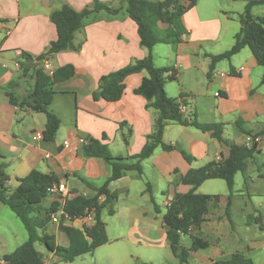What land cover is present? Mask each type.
Returning a JSON list of instances; mask_svg holds the SVG:
<instances>
[{"label":"crops","instance_id":"1","mask_svg":"<svg viewBox=\"0 0 264 264\" xmlns=\"http://www.w3.org/2000/svg\"><path fill=\"white\" fill-rule=\"evenodd\" d=\"M96 1L121 11L117 15L100 12L87 19L75 35L77 49L58 53L46 62L52 71L66 65L75 67V75L70 80L50 88L55 94L51 110L61 120V128L55 141L47 142L43 139L46 115L11 105L6 88L21 75L20 64L25 62V54L36 58L57 40V28L50 19L54 11L64 5L83 11ZM125 1L0 0V164L8 163L6 174L11 189L19 186V180L38 170L55 174L59 183L66 185L68 200L78 195L91 198L96 191L85 182L93 188L102 187L111 176V167L100 158L83 155L82 145L87 139L102 140L106 136L103 143L114 156L120 157H134L144 148L158 116L154 109L147 108L145 98L135 94L146 73L127 77L124 94L117 102L97 101L93 97L102 77L149 55L148 49L140 44L137 24L126 13ZM249 1L252 0H197L195 7L183 16L187 30L183 42L165 45L163 49L158 45L152 52L157 67H168L172 70L170 73H175L176 81L167 83L166 92L175 99L184 95L185 116L196 114L202 124L223 125L225 140L237 145L246 144L249 136L239 129V122L250 134L264 131V67H260L252 52L245 48L232 59L218 63L210 72V56L233 47L241 29L240 16ZM252 13L257 18L258 14L264 17L256 7ZM32 67L29 77L14 91L17 97L23 98L32 90L35 83ZM164 141L174 146V150L157 149L143 162L142 174L127 172L108 186L118 195L117 203L122 202L110 216L117 219L113 227L116 242L128 240L136 245L145 241L148 246L164 247L168 243L166 212H162L160 206L166 211L177 194L192 190L182 182L190 170L219 162L230 154V147L211 133L178 124L166 128ZM259 150L255 159L248 162L247 171L235 178L232 206L236 199L244 200L250 212L242 210L246 222L240 224L247 233L253 234L259 227L260 235H253L254 239L244 237L241 240L244 250L233 253H227L219 239L213 241L203 235L201 238L213 249L209 256L203 255L207 264L227 261L235 253L244 254L255 264H264V214L261 212L264 210V142ZM256 178L261 180V187ZM216 181L205 182L197 193L207 194L204 187L223 190ZM217 195H229L227 184L225 192ZM52 203L53 200L48 206L42 203L40 209L49 208ZM210 214L206 225L212 222L213 212ZM230 215L232 217V212ZM103 222L109 235L110 223ZM48 232L56 237L58 244L68 245L65 235L52 222ZM200 232L201 229L192 234L199 236Z\"/></svg>","mask_w":264,"mask_h":264},{"label":"trees","instance_id":"2","mask_svg":"<svg viewBox=\"0 0 264 264\" xmlns=\"http://www.w3.org/2000/svg\"><path fill=\"white\" fill-rule=\"evenodd\" d=\"M197 0H126L125 10L128 16L137 24L140 44L148 49L149 55L129 66L110 73L101 78L98 89L94 92V99H103L107 102L119 101L125 91L124 81L127 77L146 73L141 85L135 90V94L142 96L147 101V108L157 112V119L153 132L147 137L142 151L134 157L114 156L109 147L102 140L87 139L82 145V153L86 157L100 158L111 167V176L100 188H93L96 195L88 198L78 195L66 201L64 212L74 222L84 218L88 213H93L95 222L87 226L84 231L74 226L59 227L61 233L68 240L67 246L57 243L56 237L49 234L48 226L51 216L58 210V204L52 203L49 208L40 209L42 203L48 198V188L59 183L55 174H44L38 170L32 171L27 177L19 180L17 188L8 186L9 178L6 174L8 163L0 164V202L8 207L24 224L29 238L16 251L5 255L6 264H45L44 256L36 248L37 243L44 245L50 253L56 255L64 263H72L77 258L91 254L98 248L109 243L106 225L102 220L103 211L106 209L110 216L115 214V206L119 200L115 192L108 188L113 181L120 180L127 172H143V162L149 159L157 149L165 152L174 150V146L166 144L164 134L170 124H178L192 127L204 133H211L218 141L230 147V154L226 159L210 163L202 168L192 169L184 176L182 182L192 187L186 194L179 193L167 207L164 215V223L167 226V242L174 256L181 264L189 263L191 253L207 250L210 243L205 239L193 235L192 232L200 230L208 221L212 206H218L223 200L226 202V215L231 220L230 210L233 201L235 178L239 173H245L248 162L255 159L259 153V145L254 144L250 148L244 145L229 143L224 138L223 125L202 124L196 114L186 117L180 112V105L184 104V95L179 99L171 98L166 92L168 82L176 81V75H169L172 71L168 67H157L155 64L153 49L158 45H178L183 42L187 30L183 24V16L195 5ZM264 5V0H252L247 3L245 12L240 16L241 29L235 37L233 47L219 55L210 56L212 65L215 66L226 60L232 59L243 49L248 48L255 57L257 64L264 67V17H255L252 13L257 6ZM121 9L111 8L106 4L96 1L90 8L76 11L68 5L50 15L51 21L57 28L58 38L52 42L47 51L33 58L24 55L25 62L20 64L21 75L12 81L6 88V95L11 105L25 109L27 112L42 113L47 117L43 139L53 142L61 128V120L51 110L54 101L52 85L70 80L75 75V67L66 65L56 69L53 74L45 69V64L56 54L76 50L74 40L87 19L100 12L117 15ZM30 66L33 70L34 86L28 94L17 97L15 89L20 86L22 80L29 77ZM264 84V78H263ZM239 129L254 137H264V131L259 134H250L243 128V123H238ZM125 143L129 144V138L125 137ZM223 180L227 184L229 195H204L197 190L207 181ZM105 195L104 202L99 197ZM153 203H155L152 200ZM184 236H190L191 246L182 245ZM149 264V263H146ZM216 264H255L251 258L244 254L235 253L227 261Z\"/></svg>","mask_w":264,"mask_h":264},{"label":"rangeland","instance_id":"3","mask_svg":"<svg viewBox=\"0 0 264 264\" xmlns=\"http://www.w3.org/2000/svg\"><path fill=\"white\" fill-rule=\"evenodd\" d=\"M149 1H158V0H149ZM256 10H260L261 13H264V5L256 7ZM259 17H263V14H258ZM160 49L165 48V45H160ZM160 63V62H159ZM224 129V128H223ZM241 175H239L240 177ZM257 179V185L261 180ZM212 181V180H211ZM224 189L221 190L218 188L206 189L207 194L204 195H217L224 193L226 190V183L223 180H217ZM255 187V186H254ZM201 194V193H200ZM162 198V195H161ZM50 198L45 199L43 206H48L50 204ZM247 202H249L246 199ZM120 203H117L115 210H118ZM161 205V203H159ZM244 200L236 199L235 204L231 206L230 212H232L231 220L226 215V202L220 203L218 206H212L211 216L212 222L209 225H203L201 227V232L199 237L203 235L208 236L210 239L217 240L219 239L220 246L227 252L233 253L244 250V243L241 240L244 237H249V239H254V236H259L260 232L259 227L253 233H247L244 226L240 223L246 222V217L242 216V210H245L246 213H249V210H246L244 205ZM249 206L251 204L249 203ZM162 212H166L163 209L162 205L160 206ZM264 214V210H261ZM211 215V214H210ZM105 222H109V243L105 246L98 248L91 254L84 255L77 258L72 263H64L57 259L50 253L47 248L41 243L36 244V248L44 256V260H47L49 264H181L180 261L174 256L171 248L168 243L162 247L157 246H148L145 241H142L141 244L132 245L130 241L125 240L124 242H116L114 226L116 225V220L110 217L107 211L103 212L102 216ZM262 219L260 220V224ZM258 230V231H257ZM259 234V235H258ZM254 235V236H253ZM29 238L28 232L21 222V220L6 206L0 202V263L3 260L5 255L11 254L16 251L20 246H22ZM182 245L186 248H190L191 239L190 236H184L182 239ZM114 251H116V256H114ZM213 249L202 250L197 253H191L189 263L187 264H207L206 258L204 256H209Z\"/></svg>","mask_w":264,"mask_h":264},{"label":"built area","instance_id":"4","mask_svg":"<svg viewBox=\"0 0 264 264\" xmlns=\"http://www.w3.org/2000/svg\"><path fill=\"white\" fill-rule=\"evenodd\" d=\"M45 69L49 72V74H53L54 71H52L49 64H45ZM169 75H173V73H170ZM180 112L184 115L187 114V109L184 104L180 105ZM82 143H85L84 140H81ZM264 142V137H254V136H248L246 145L250 148L252 145L257 144L261 145ZM66 146H68V143H66ZM48 198L50 200H53V203L56 202L58 204V210L52 214L51 216V222L60 227L63 226H74L76 228L81 229L82 231L85 230L87 226H92L95 222V216L94 214L88 213L84 218L75 220L74 222L71 220V218L64 212V206L66 201L68 200V192L67 187L63 183H55L51 187L48 188ZM106 199L105 195H101L99 197L100 202H104ZM170 206V204L167 205V207ZM0 264H6L4 260L1 261ZM45 264H49V262H46Z\"/></svg>","mask_w":264,"mask_h":264}]
</instances>
